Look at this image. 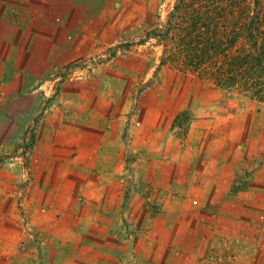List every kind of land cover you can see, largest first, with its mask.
I'll list each match as a JSON object with an SVG mask.
<instances>
[{
	"label": "crops",
	"instance_id": "0c3cea01",
	"mask_svg": "<svg viewBox=\"0 0 264 264\" xmlns=\"http://www.w3.org/2000/svg\"><path fill=\"white\" fill-rule=\"evenodd\" d=\"M30 1L40 5L39 12L28 10L35 16L33 33L25 34L29 24L12 22L16 41L6 45L7 37L0 39V67L14 56L12 71L1 72L11 99L90 52L101 20L84 16L106 2ZM97 90L92 79L64 87L59 103L36 122L26 166H1L0 176L12 185L8 193L0 185V264H49V237L81 236L82 220L109 235L115 221L131 217V204L140 207L145 182L163 197V212L153 216L169 222L159 221L166 232L162 251L188 254L184 264H264V158L242 163L241 133L227 135L224 120L210 130L202 117L179 135L172 125L179 110L174 101L163 118L158 101L130 116L128 100L114 107L107 90L100 96ZM22 107L32 115L35 106L30 101ZM84 205L90 206L86 217ZM175 219L182 221L179 227ZM171 258L167 264H177Z\"/></svg>",
	"mask_w": 264,
	"mask_h": 264
},
{
	"label": "rangeland",
	"instance_id": "374dc122",
	"mask_svg": "<svg viewBox=\"0 0 264 264\" xmlns=\"http://www.w3.org/2000/svg\"><path fill=\"white\" fill-rule=\"evenodd\" d=\"M184 1L188 2L106 0L100 5V10L87 13L90 18L84 16V20H101L97 23L96 42L91 44L90 52L55 67L48 76L40 78L32 90L12 99L9 92L5 91L9 88L4 83L5 77L1 78V72L7 75L10 69L12 71L14 56L9 55V61L4 66L7 72L4 67H0V168L25 167L32 152L36 122L44 110L59 103L64 87L69 88L74 83L89 84L91 79L99 96L107 90L114 107L128 100L127 112L130 116L138 113L139 106L141 109L147 108L153 101H158L161 103L163 118L165 112L171 111V102L174 101L179 110L172 125L179 135L186 136L189 128H193L195 122L202 117L204 127L215 131L221 126L218 122L224 120L223 127L227 135L234 130L241 133L240 150L245 154L242 163L246 160L259 163L262 160L259 159L260 155L263 156L260 158H264V103L236 88L200 81L191 70L182 65L181 54L175 53L173 49L180 33L178 28L175 26L165 36L169 13L174 4L179 2L181 6ZM257 2L264 4V0H234L232 5L243 4L241 6L252 9ZM37 7L40 5L30 0H0V39L12 36L11 41L5 39L6 45L18 38L17 31H12L9 27L12 22L18 26L29 24L25 34L33 33L32 22L35 16L31 18L28 10L33 8V12H39ZM99 24H104L105 27H99ZM5 44L0 42L1 52ZM63 99L70 98L63 96ZM30 101H33L35 107L32 115H26L22 106ZM11 128L13 134L10 133ZM132 160L131 157L130 164ZM130 168L132 170V165ZM22 174L28 177L24 169ZM0 177V185L5 190L8 188V193L12 180L8 176ZM152 184L154 183L145 182L144 191L138 194L143 200L140 207L131 204V217H120L121 220L115 221L114 229L109 231V235L91 230L90 221L85 220H82L81 236L58 239L51 235L48 246L49 264H167L172 260L171 257L173 260L177 258V264L186 263L188 254L181 250L177 254L161 250V242L165 240L163 234L166 232L159 225L161 222H169L153 220L154 214L163 212L159 205L163 197L157 190H153ZM10 197L15 199L16 195L7 198ZM81 207L82 216H89L90 206ZM145 214L148 217L144 219ZM175 220L179 221V227L182 221ZM85 224L87 227H84ZM33 241L36 239H30L29 243Z\"/></svg>",
	"mask_w": 264,
	"mask_h": 264
},
{
	"label": "trees",
	"instance_id": "16d2710c",
	"mask_svg": "<svg viewBox=\"0 0 264 264\" xmlns=\"http://www.w3.org/2000/svg\"><path fill=\"white\" fill-rule=\"evenodd\" d=\"M233 1L174 4L165 36L178 28L173 49L200 81L236 88L264 103V4L251 9Z\"/></svg>",
	"mask_w": 264,
	"mask_h": 264
}]
</instances>
